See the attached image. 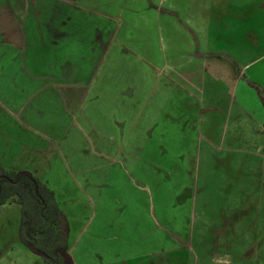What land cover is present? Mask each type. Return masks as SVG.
<instances>
[{
	"label": "rangeland",
	"instance_id": "obj_1",
	"mask_svg": "<svg viewBox=\"0 0 264 264\" xmlns=\"http://www.w3.org/2000/svg\"><path fill=\"white\" fill-rule=\"evenodd\" d=\"M213 2L220 18L235 11ZM30 3L0 0V176H32L63 216L73 264H264V138L253 120L241 129L222 113L234 95L220 84L233 72L228 61H207L201 102L219 100L203 112L216 116L218 137L198 154L208 140L195 118L178 120L177 105L163 104L161 63L148 68L131 39L148 33L163 49L151 17L131 21L144 0L104 14L64 0ZM9 13L21 25L11 26L15 38ZM26 208L16 194L0 205V264H62L22 243Z\"/></svg>",
	"mask_w": 264,
	"mask_h": 264
},
{
	"label": "crops",
	"instance_id": "obj_2",
	"mask_svg": "<svg viewBox=\"0 0 264 264\" xmlns=\"http://www.w3.org/2000/svg\"><path fill=\"white\" fill-rule=\"evenodd\" d=\"M13 1L15 5L23 3L24 7L31 4V0ZM39 1L50 4L52 2V0ZM64 1L79 4L84 9L94 8L102 14H104L103 8L109 5L118 6L120 11V4L124 2V0ZM144 1L145 3H141L139 10H132L130 13L131 21L140 14L151 17L155 21L157 30L158 28L163 30V49L161 50L162 47L159 49L154 42L151 45V37L148 33L141 36L135 35L136 37L131 39L139 45L138 51L143 58L149 61L148 68H155L159 65L154 61L161 63L160 66H162L166 80L164 89L165 93L167 92L162 97L163 104L171 108L173 104L177 105L172 108H175L172 112L178 120L186 115L195 118L194 122L198 124V134L208 140L209 144L206 148L197 147L195 152L209 154L212 151L214 140L218 137L217 131L214 130L217 124L216 116H204L203 112L204 110H217L219 100L218 98L207 99L205 104L210 105L207 108H204L201 102L203 99L201 90L208 60L214 63L216 61L226 63L224 60H227L233 70L232 73L227 72L228 82L220 83L225 85L228 91L234 93L230 100L222 101H230L231 104L228 112L223 111L222 113L229 115L228 118L233 122L232 125L238 124L241 129L247 127H241V122L246 120L248 123V119L253 120L261 129L259 132L262 135L258 136L264 138V128L262 129L264 126V0H227V3L232 4L234 7L232 9L235 10L231 15L227 14V18L218 16V3H214L213 0H167L166 5H162L160 0ZM11 8L15 9V7ZM112 14L106 15L112 17ZM123 19L121 18V25H129L127 23L129 18L124 22ZM7 21L12 30L10 35L15 38V31L11 26H17V23L19 27L21 25L18 19L10 13ZM169 28H171V33H169ZM18 37L19 40L25 38V36L20 37L19 33ZM17 47L20 48L21 45L18 44ZM147 100L150 101L151 98ZM192 103L194 104L191 105ZM230 104L225 107H229ZM188 105L192 110H188ZM204 126L205 129H203ZM242 134H245V130ZM187 136L184 134L182 139L185 146H183L184 152H186L188 143ZM250 143L251 139L243 143V147L250 150L253 146ZM259 145H261L262 162H259L261 164L258 175L264 181V143ZM198 154L193 159L195 164L201 159Z\"/></svg>",
	"mask_w": 264,
	"mask_h": 264
},
{
	"label": "trees",
	"instance_id": "obj_3",
	"mask_svg": "<svg viewBox=\"0 0 264 264\" xmlns=\"http://www.w3.org/2000/svg\"><path fill=\"white\" fill-rule=\"evenodd\" d=\"M1 175L8 177V179L0 178V205L16 194L27 206L20 230L22 243L33 252L39 250L46 253L51 257V259L46 258L48 262L57 259L64 264L62 258L58 254H54L57 249L66 250V247L61 244L64 228L61 212L55 206L46 204L44 198L40 196L39 190L38 195L41 198L35 195L34 184L26 174L21 173L9 176L6 173H2ZM24 178L26 181H24ZM36 242L41 243V249L36 246ZM49 247H52V249ZM48 248L52 253L45 251Z\"/></svg>",
	"mask_w": 264,
	"mask_h": 264
},
{
	"label": "water",
	"instance_id": "obj_4",
	"mask_svg": "<svg viewBox=\"0 0 264 264\" xmlns=\"http://www.w3.org/2000/svg\"><path fill=\"white\" fill-rule=\"evenodd\" d=\"M21 173L26 174L27 177L32 181V183L34 184V193H35V195L38 196V189H37V184H36L35 180L27 172H21ZM1 177L8 179V177H5V176H0V178ZM36 253L40 256H43V257L47 256L45 253H42L40 251H36ZM57 253L63 258L64 264H73L71 257L68 255V253L66 252L65 249H58Z\"/></svg>",
	"mask_w": 264,
	"mask_h": 264
},
{
	"label": "flooded vegetation",
	"instance_id": "obj_5",
	"mask_svg": "<svg viewBox=\"0 0 264 264\" xmlns=\"http://www.w3.org/2000/svg\"><path fill=\"white\" fill-rule=\"evenodd\" d=\"M5 177H6V176H5ZM39 198H40V197H39ZM57 250H58V249H57ZM57 250H55V254H58V253H57ZM42 253H43V252H42ZM58 255H59V254H58ZM59 256H60V255H59ZM42 257H43V256H42ZM60 257H61V256H60ZM44 258H45V259H46V258H48V259L50 258V259H51V257L48 256V255H47L46 257H44ZM61 258H62V257H61ZM62 261H63V258H62ZM63 263H64V262H63Z\"/></svg>",
	"mask_w": 264,
	"mask_h": 264
}]
</instances>
